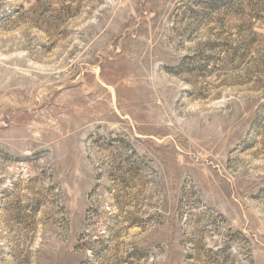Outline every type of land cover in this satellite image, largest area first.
<instances>
[{"label": "rangeland", "instance_id": "374dc122", "mask_svg": "<svg viewBox=\"0 0 264 264\" xmlns=\"http://www.w3.org/2000/svg\"><path fill=\"white\" fill-rule=\"evenodd\" d=\"M0 264H264V0H0Z\"/></svg>", "mask_w": 264, "mask_h": 264}]
</instances>
